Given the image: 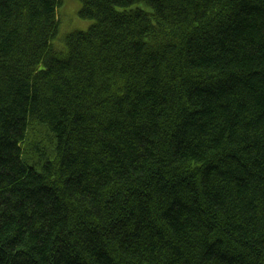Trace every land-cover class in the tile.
Returning a JSON list of instances; mask_svg holds the SVG:
<instances>
[{"label":"trees","instance_id":"1","mask_svg":"<svg viewBox=\"0 0 264 264\" xmlns=\"http://www.w3.org/2000/svg\"><path fill=\"white\" fill-rule=\"evenodd\" d=\"M0 0V264H264V0Z\"/></svg>","mask_w":264,"mask_h":264},{"label":"rangeland","instance_id":"2","mask_svg":"<svg viewBox=\"0 0 264 264\" xmlns=\"http://www.w3.org/2000/svg\"><path fill=\"white\" fill-rule=\"evenodd\" d=\"M78 0H63V5L58 10V19H61L59 32L53 41V46L57 49L61 47V38L69 32L76 30L85 31L91 24V21L80 19L78 12L80 10Z\"/></svg>","mask_w":264,"mask_h":264}]
</instances>
